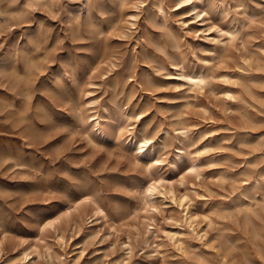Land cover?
<instances>
[{
  "label": "rangeland",
  "instance_id": "374dc122",
  "mask_svg": "<svg viewBox=\"0 0 264 264\" xmlns=\"http://www.w3.org/2000/svg\"><path fill=\"white\" fill-rule=\"evenodd\" d=\"M135 1L15 0L21 12L0 15V54L25 48L36 61L14 95L22 101L31 91L50 114L47 137L31 142L24 123L0 112V155L15 156L0 157L8 264H264V0H207L209 14L200 17L178 0H165V17L157 0H145L139 27L128 19ZM236 28L231 39L225 31ZM181 60L205 72L203 87L177 77L171 62ZM11 83L0 73L1 91ZM91 95L109 107L108 136L90 137L91 123L78 117L94 113ZM130 105L141 119H127ZM183 123L187 135L174 130ZM131 126L153 136L141 160L129 139L121 143ZM155 180L168 194L147 209L144 187ZM87 193L111 213L109 222L88 219L92 198L66 211L67 195ZM187 205L193 219H185ZM56 214V227L44 225ZM150 219L159 236L148 232ZM166 231L180 232L185 246ZM28 242L43 253L37 262L19 252Z\"/></svg>",
  "mask_w": 264,
  "mask_h": 264
},
{
  "label": "bare ground",
  "instance_id": "6f19581e",
  "mask_svg": "<svg viewBox=\"0 0 264 264\" xmlns=\"http://www.w3.org/2000/svg\"><path fill=\"white\" fill-rule=\"evenodd\" d=\"M15 0H0V15L5 16L7 19L15 14H19L21 10H15L13 8ZM136 8L137 13L128 14V19L131 21V24L135 27H139L138 24V12L141 9L140 3H144L145 0H136ZM157 6L159 11L163 13L165 17H167L166 11V2L165 0H157ZM180 4L190 5L191 10L194 11L197 17H200L203 12L209 14L208 3L207 0H178ZM140 13V12H139ZM206 18L203 15L202 20L204 21ZM131 29V28H130ZM219 30L222 31V28ZM230 35L231 39H234L238 35V28L236 30H228L225 31ZM141 39V36L139 37ZM226 46V45H225ZM214 51V50H213ZM22 64V65H21ZM35 66L36 61L32 54H30L29 49L25 48H14L10 53H6L3 51L0 54V73L4 74L6 71L9 72L12 77V85L5 91L0 90V112H4L8 114L12 120H17L18 122L24 123V132L22 134L23 137L28 139L31 142H41L47 137V131L43 128L42 122L49 117V109L46 105L41 103L39 99L33 98L32 92L23 91L22 93V101L16 98V95L13 93V89L17 88L18 84L28 85L32 76L35 74ZM172 68L178 71L177 77L182 78L184 81L188 82L192 87H203L207 82V76L204 71L199 69L191 68L185 60L181 61H173L171 62ZM171 76H175L174 73H169ZM131 80H135V78L131 77ZM221 76V75H220ZM92 86H95L96 83L91 81ZM62 89V88H61ZM66 89V88H65ZM58 92L61 90L58 89ZM93 90H90L88 93L93 94ZM101 96L94 97L90 96V100L88 103L93 104L94 113L91 115L85 116L80 113L78 117H82V120H86L88 124H90V137L94 135V132H99L104 136H108V128L106 129L107 122L105 120H109V118L103 113L104 111L108 112L109 107L106 105L104 100H99ZM19 98V97H18ZM129 108V113L127 115V119H132L138 117L141 119L143 117V112H137L135 110L134 105L127 106ZM90 120V121H89ZM118 124V123H117ZM121 128L122 124H118ZM130 131V136H127L125 139L121 140L122 145H127V140L129 139L128 146L134 151V155L137 159L141 160L143 153L145 155V149H147V145L153 141V136L148 131H141L136 128V126H131L128 128ZM174 130L182 135H187L190 131V127L188 123H183L180 126L174 128ZM165 131V130H164ZM86 133V132H85ZM89 137V138H90ZM91 139V138H90ZM135 143V144H134ZM1 159L3 157L7 158H15V156L10 152L9 154L2 153L0 155ZM160 182L157 183V180L149 182L146 184L145 191L143 193L142 201L144 203V207L149 209L151 206H155L154 201L156 200V195L166 196L168 194V190L165 188H161L159 185ZM68 202L66 203V211L71 212L72 209H79L81 205L92 198L94 199L92 205L91 212L88 213V219L92 221L97 219H103L106 222H109L110 214L109 211L103 206L100 199L92 194L87 193L84 195H80L79 197H74L73 195H67ZM187 212L185 215V219H193L192 215H188L189 206H186ZM219 215V214H218ZM209 220H211L209 218ZM60 221V214L52 215L46 218V222L44 225H50L56 227V222ZM179 221V220H178ZM191 227H193L194 231L199 234L201 237H206L208 235V229L206 227L201 226L198 222H191ZM254 225V224H253ZM256 226V225H255ZM147 230L154 236H159V233L162 231L156 221L154 219H150V222L147 224ZM140 232V231H139ZM169 237L172 239L173 243L177 244L179 247L185 246V241L182 239V235L178 231H166ZM150 234L147 235V238ZM264 237V236H263ZM58 243L60 245H66L67 240L63 232L58 229L57 234ZM148 242L149 238H148ZM126 253L130 255L134 250V244L132 242V238L129 237V241L126 242ZM2 244H0V256L6 255L3 264H8V252ZM48 255L50 257L49 262L54 260V255L52 253V249L50 245L47 246ZM19 252L23 259H32L34 258V262H37V257H41L43 255L41 249L33 243H24L23 246L19 249ZM36 257V258H35ZM246 257V256H244Z\"/></svg>",
  "mask_w": 264,
  "mask_h": 264
}]
</instances>
